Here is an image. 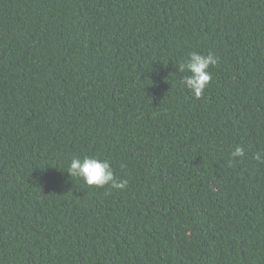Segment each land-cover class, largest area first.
<instances>
[{
    "label": "trees",
    "instance_id": "trees-1",
    "mask_svg": "<svg viewBox=\"0 0 264 264\" xmlns=\"http://www.w3.org/2000/svg\"><path fill=\"white\" fill-rule=\"evenodd\" d=\"M0 264H264V0H0Z\"/></svg>",
    "mask_w": 264,
    "mask_h": 264
}]
</instances>
